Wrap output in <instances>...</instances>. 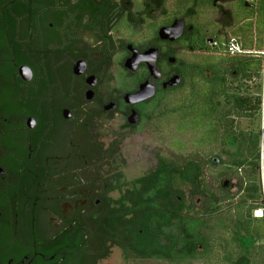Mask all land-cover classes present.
<instances>
[{
    "label": "flooded vegetation",
    "instance_id": "obj_1",
    "mask_svg": "<svg viewBox=\"0 0 264 264\" xmlns=\"http://www.w3.org/2000/svg\"><path fill=\"white\" fill-rule=\"evenodd\" d=\"M173 1L0 0V264L203 263L190 255L181 183L158 160L140 175L124 172L126 135L169 96L194 89L192 54L221 46L203 19L165 8ZM240 1L206 0L221 17ZM175 19L181 35L160 38ZM144 82L154 94L126 100ZM201 194L205 211L217 212L221 188Z\"/></svg>",
    "mask_w": 264,
    "mask_h": 264
},
{
    "label": "trees",
    "instance_id": "obj_2",
    "mask_svg": "<svg viewBox=\"0 0 264 264\" xmlns=\"http://www.w3.org/2000/svg\"><path fill=\"white\" fill-rule=\"evenodd\" d=\"M245 2V0H241L239 4L246 7L247 16H254L252 3L246 6ZM196 3V0L185 4L182 2L184 11L181 16H197L195 6L197 7L198 4ZM226 16L228 22L225 26L230 28L233 22L231 9L227 11ZM251 18L249 17V20ZM259 21L258 18L254 22L250 21L239 34L234 33L231 29L232 37L239 42L246 51L245 53L228 55L221 46L213 50L208 48L207 54L196 63L193 70L194 80L191 81V85L194 89L191 91L182 90L179 97L176 98L178 100L172 102L174 103L172 106H169L168 103L164 107H159L155 110L156 114L153 115L162 118L166 115L177 114L178 129L183 130L185 126H189L196 132L197 141L194 143L199 146L203 144V141H218L221 152L225 155L224 159L218 158L220 163H223V176L228 177L241 171L242 176L238 179L237 185L242 191V195L236 203L238 208L236 222L234 225L231 224V227L227 223L232 219L228 210L220 218H215L214 225L209 227L204 220L206 211L193 209L194 203H191L192 214L190 213L187 219L190 223V255L191 257H202L204 261L205 258L213 255L214 259L210 263L205 262V264H264V229L260 230L253 223V219L256 217L252 215L253 209L259 204L256 178L258 132L257 130H238L234 125L235 117L252 119L257 116L260 99L258 95L229 92V85L226 81V75L235 77L238 74H241L245 79L258 78L259 80L261 61L254 53L259 49L251 48V42L260 38ZM211 38L219 42L229 39V37L220 38L215 34ZM221 64H224L225 67L222 68ZM199 83L201 86L198 85ZM218 96L225 100L223 104H219L217 101ZM158 162L160 168L158 170L160 171L164 165L165 173L170 175L169 180H172L175 185L180 182L182 186H189L192 194L203 191L200 165L195 160L169 166L160 157ZM223 185L220 187V199L227 201L232 195ZM216 197L213 198L214 203ZM180 211L181 208H178L175 203L173 213L175 221L184 220L185 217L180 214ZM211 211V213L215 212L216 208ZM153 218L161 221V212H159V218L154 216ZM201 228H213L216 231L213 237H210L209 233H203ZM219 229L227 231L228 235L218 234ZM198 243L202 244L203 251L197 250Z\"/></svg>",
    "mask_w": 264,
    "mask_h": 264
},
{
    "label": "rangeland",
    "instance_id": "obj_3",
    "mask_svg": "<svg viewBox=\"0 0 264 264\" xmlns=\"http://www.w3.org/2000/svg\"><path fill=\"white\" fill-rule=\"evenodd\" d=\"M191 0H174L173 9H170V5H165V8L173 10L174 16H181L184 9L182 8V2L187 3ZM198 6L196 7L198 19H203L207 24L208 28L211 30L212 34L219 36L220 38H231V29L234 33L239 34L243 31L249 24L250 21H256V18L260 19L259 31L260 38L258 40H253L251 42L252 49L261 48V39H262V26H263V17H264V3L263 0H256L252 3V12L254 16H247L245 11V6L239 3L229 4L232 11L233 22L230 28H227L225 24L228 22L227 17H221L219 11L216 8H213L206 2V0H199L197 2ZM161 16V15H159ZM249 17H252L249 20ZM199 19V21H200ZM197 22V18L195 19ZM204 55L199 53L192 54V59L195 63H198ZM189 58L186 54L184 58ZM225 64V63H224ZM224 64H221L222 68L225 67ZM226 81L229 85V92H236L243 95H258V78L245 79L241 74L231 77L226 75ZM198 85L201 86L199 83ZM182 91V90H181ZM181 91L176 92L169 96V106H172V102L177 101ZM219 103L223 104L225 100L221 97L219 98ZM234 125L238 130H257L258 129V118L249 119L246 117H235ZM179 118L177 114L166 115L162 118L155 117L150 122H143L137 128V133L127 134L124 140L123 155L125 157V168L124 172L128 175L137 176L146 171L152 169L157 162L159 157H162L169 162L175 164H182L189 160H195L202 164V180L204 188L207 191H212L215 193V190L220 188L223 185L224 188L232 195V197L227 201H221V207L219 210L213 214L206 212L204 213V220L210 226L214 225L215 218H220L223 214L227 212L231 215V220H228V225L231 227V224L234 225L237 218V207L236 203L242 195V191L239 190L237 182L241 178V171L239 173H234L231 176H223V163L219 161L218 158L224 159L225 155L222 154L220 149V144L218 141H203V144H195L194 141H197L196 132H194L189 126H185L183 130L178 129ZM218 160H217V159ZM211 159L214 160L215 165L211 164ZM246 168V167H244ZM243 179V178H242ZM178 188H181L183 194L186 197V202H193L196 206L193 209H202L206 210L207 199L205 200L201 193H194L191 197H188V186H182L178 183ZM205 205V209L203 208ZM192 214V213H191ZM211 215V216H210ZM253 223L259 227V229H264V219L255 218ZM213 224V225H212ZM203 233H209L210 237H213L215 234V229H206L201 228ZM219 234L228 235L227 231L219 229L217 231ZM220 236V235H219ZM219 239V238H218ZM212 240V239H211ZM215 241V240H213ZM221 242V241H220ZM210 259V260H208ZM213 255L202 260L190 261V264H205L213 260ZM162 264V263H159Z\"/></svg>",
    "mask_w": 264,
    "mask_h": 264
},
{
    "label": "built area",
    "instance_id": "obj_4",
    "mask_svg": "<svg viewBox=\"0 0 264 264\" xmlns=\"http://www.w3.org/2000/svg\"><path fill=\"white\" fill-rule=\"evenodd\" d=\"M248 3H254L256 0H245ZM264 3V0H263ZM213 46H217L218 42H212ZM221 47L229 55L243 54L246 51L241 47L239 42L231 37L228 40L221 42ZM261 61L259 71V91L258 96L260 99L259 108L257 110L258 118V147H257V167L256 178L258 184L259 201L258 206L253 209L252 215L256 218H264V17L262 26V39L261 48L254 52Z\"/></svg>",
    "mask_w": 264,
    "mask_h": 264
},
{
    "label": "water",
    "instance_id": "obj_5",
    "mask_svg": "<svg viewBox=\"0 0 264 264\" xmlns=\"http://www.w3.org/2000/svg\"><path fill=\"white\" fill-rule=\"evenodd\" d=\"M245 5L246 6L249 5V3L245 2ZM183 26H184V22L182 19H175L174 22L169 27H161L159 29V36L162 39H170V40L177 39L181 35ZM143 59H144V61H147V64L149 66L150 71L152 73H156V72H154L156 69H155L153 60H150L148 52H144ZM178 82H179L178 76L172 77L168 81V83L170 85H176ZM153 94H154V88L151 85H149L147 82H144L140 86V89L136 93L128 94L126 96V100L131 101V102L140 101L142 99H145L147 97L152 96ZM131 122L134 123L135 121L132 120ZM27 256L28 255H26L24 257L27 258ZM52 256L50 258H52ZM11 260L12 259H9V261H11ZM9 261H8V263H9ZM28 264H29V262H28Z\"/></svg>",
    "mask_w": 264,
    "mask_h": 264
}]
</instances>
